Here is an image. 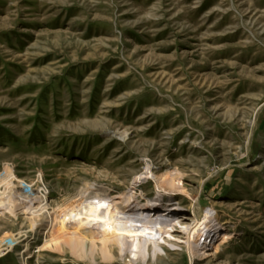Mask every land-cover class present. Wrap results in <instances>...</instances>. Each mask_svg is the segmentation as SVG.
<instances>
[{
	"label": "rangeland",
	"instance_id": "374dc122",
	"mask_svg": "<svg viewBox=\"0 0 264 264\" xmlns=\"http://www.w3.org/2000/svg\"><path fill=\"white\" fill-rule=\"evenodd\" d=\"M148 165L186 190L179 215L213 209L231 237L197 264H264V0H0V171L41 178L54 208L88 185L130 193ZM24 210L0 237L23 234L28 264H90ZM175 249L157 264H190Z\"/></svg>",
	"mask_w": 264,
	"mask_h": 264
},
{
	"label": "bare ground",
	"instance_id": "6f19581e",
	"mask_svg": "<svg viewBox=\"0 0 264 264\" xmlns=\"http://www.w3.org/2000/svg\"><path fill=\"white\" fill-rule=\"evenodd\" d=\"M114 135L121 139L127 137L125 133L115 132ZM144 171L132 181L130 193L113 195L103 185H88L67 204L51 208L48 197L43 195L36 201L38 203L32 199L33 203L20 214L30 216L33 230L47 223L45 235L50 236L49 241L57 252L61 254L68 250L74 260L89 261L90 264H97L98 260L105 264L118 261L125 264H157L162 263L168 253L177 251L175 248L186 252L190 264L216 257L222 245L231 239L227 235L216 238L223 226L217 212L210 209L199 219L182 217L178 211L183 206L175 205L171 200L174 196L186 194L180 181L171 180L166 175H154L150 165ZM148 180L154 181L157 186L156 201L149 200L147 204L138 205L133 201V195ZM40 181L42 183L41 178ZM41 188L45 194L43 183ZM162 193L167 194L168 199L163 198ZM16 194L8 186L0 188V214L18 216L17 212L23 207L18 203L20 200L15 197ZM36 204L39 207H35ZM40 216L44 217L42 225L41 220H34ZM176 218L185 222L182 228L175 225ZM202 234L207 240L215 242L206 244L204 239L199 241ZM24 247L26 253L22 261L28 264L24 255L31 254L29 250H33V246L28 241Z\"/></svg>",
	"mask_w": 264,
	"mask_h": 264
},
{
	"label": "built area",
	"instance_id": "2783aa9c",
	"mask_svg": "<svg viewBox=\"0 0 264 264\" xmlns=\"http://www.w3.org/2000/svg\"><path fill=\"white\" fill-rule=\"evenodd\" d=\"M7 186H9V189L12 192L17 193L15 197L20 200L18 203L23 207V209H25V207L33 203L32 199L33 201L35 200L34 201L35 203H38L36 201L40 200V197H43L44 195V193H42L43 189L41 188L42 183L36 184L35 182L29 181L25 178L22 179L20 177H17L9 169H4L0 171V188H7ZM183 211L180 213L181 216L183 214ZM167 213H170V212H167ZM200 237L201 238H199V241L204 239L203 241H205L206 244H213L215 242L213 239L207 240L206 239L207 237L205 235L200 236ZM24 238L25 237L21 233L16 234L15 236L0 237V259H4L16 253L21 259V256H23V254L26 253V248L24 247L25 245L22 246L21 249L19 250V247L21 243L23 242ZM33 252L34 254L39 252V248L37 247ZM32 254L33 253L31 252L30 257L26 255L27 262L31 258Z\"/></svg>",
	"mask_w": 264,
	"mask_h": 264
}]
</instances>
